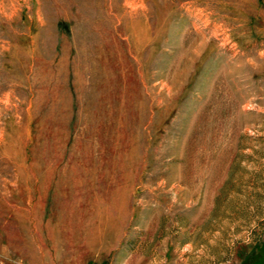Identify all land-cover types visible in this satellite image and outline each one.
<instances>
[{
    "label": "rangeland",
    "instance_id": "rangeland-1",
    "mask_svg": "<svg viewBox=\"0 0 264 264\" xmlns=\"http://www.w3.org/2000/svg\"><path fill=\"white\" fill-rule=\"evenodd\" d=\"M0 264H264V0H0Z\"/></svg>",
    "mask_w": 264,
    "mask_h": 264
}]
</instances>
